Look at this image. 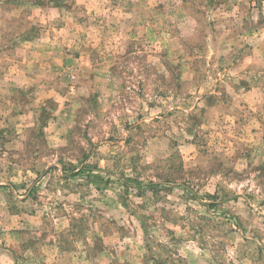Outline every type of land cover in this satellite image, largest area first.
Wrapping results in <instances>:
<instances>
[{"label":"rangeland","instance_id":"obj_1","mask_svg":"<svg viewBox=\"0 0 264 264\" xmlns=\"http://www.w3.org/2000/svg\"><path fill=\"white\" fill-rule=\"evenodd\" d=\"M0 264H264V0H0Z\"/></svg>","mask_w":264,"mask_h":264}]
</instances>
